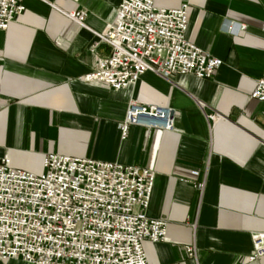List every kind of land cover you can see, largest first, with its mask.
Instances as JSON below:
<instances>
[{
	"label": "crops",
	"instance_id": "1",
	"mask_svg": "<svg viewBox=\"0 0 264 264\" xmlns=\"http://www.w3.org/2000/svg\"><path fill=\"white\" fill-rule=\"evenodd\" d=\"M154 1L189 5L187 36L222 59L216 73L148 71L125 89L85 82L120 0H24L0 29V157L34 173L52 153L150 168L147 213L168 226L165 241L145 243L147 264H264L248 259L264 231V102L251 98L264 73V0ZM131 100L170 107L174 129L132 125L123 139Z\"/></svg>",
	"mask_w": 264,
	"mask_h": 264
},
{
	"label": "built area",
	"instance_id": "2",
	"mask_svg": "<svg viewBox=\"0 0 264 264\" xmlns=\"http://www.w3.org/2000/svg\"><path fill=\"white\" fill-rule=\"evenodd\" d=\"M24 0H0V29L25 11ZM67 15L84 25L86 14ZM189 5L159 7L154 0H120L97 45L107 48L81 79L114 89L133 86L146 72L163 78H211L222 59L187 36ZM228 23L227 32H231ZM251 98L264 102V73ZM216 119V115H211ZM173 130L172 109L131 100L120 125ZM147 167L88 157L48 154L40 173L15 168L0 157V259L30 264H147V241H165L168 222L147 213L155 181ZM187 252L194 256L195 246ZM264 256V231L253 235L249 261Z\"/></svg>",
	"mask_w": 264,
	"mask_h": 264
}]
</instances>
